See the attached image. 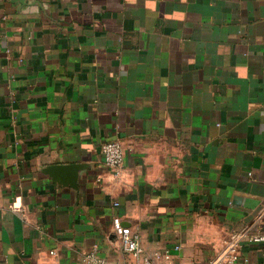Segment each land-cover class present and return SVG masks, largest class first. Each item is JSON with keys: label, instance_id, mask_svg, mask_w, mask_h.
Listing matches in <instances>:
<instances>
[{"label": "crops", "instance_id": "obj_1", "mask_svg": "<svg viewBox=\"0 0 264 264\" xmlns=\"http://www.w3.org/2000/svg\"><path fill=\"white\" fill-rule=\"evenodd\" d=\"M117 215L167 264L264 234V0H0V264L125 262Z\"/></svg>", "mask_w": 264, "mask_h": 264}, {"label": "built area", "instance_id": "obj_2", "mask_svg": "<svg viewBox=\"0 0 264 264\" xmlns=\"http://www.w3.org/2000/svg\"><path fill=\"white\" fill-rule=\"evenodd\" d=\"M100 150L105 164L113 171L115 176H122L127 151L125 145L120 140L108 139L101 144ZM113 228L121 241L123 249L131 254L132 258L125 262H113L101 255L97 248H93L85 253L83 257L84 264H167L172 258V251L169 248L153 252L146 251L141 243L140 234L131 225L124 224L119 215L113 218ZM246 239L248 241L264 240V234H249L247 230L234 233L225 240L224 247L207 264H237L239 248L242 241ZM174 247L179 249L180 244H176ZM51 252H54V250Z\"/></svg>", "mask_w": 264, "mask_h": 264}, {"label": "water", "instance_id": "obj_3", "mask_svg": "<svg viewBox=\"0 0 264 264\" xmlns=\"http://www.w3.org/2000/svg\"><path fill=\"white\" fill-rule=\"evenodd\" d=\"M22 2H28V0H21ZM81 163H68V164H52L48 166L47 170L54 176L64 174L69 178L71 186H77L79 171L82 169Z\"/></svg>", "mask_w": 264, "mask_h": 264}]
</instances>
